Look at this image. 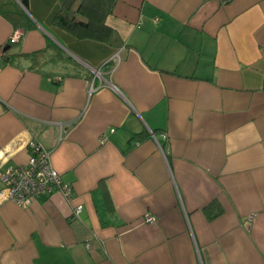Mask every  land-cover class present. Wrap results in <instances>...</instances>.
Masks as SVG:
<instances>
[{
    "label": "crops",
    "instance_id": "1",
    "mask_svg": "<svg viewBox=\"0 0 264 264\" xmlns=\"http://www.w3.org/2000/svg\"><path fill=\"white\" fill-rule=\"evenodd\" d=\"M22 1L0 0V176L36 140L73 197L0 201V264H264V0H116L101 40Z\"/></svg>",
    "mask_w": 264,
    "mask_h": 264
},
{
    "label": "built area",
    "instance_id": "2",
    "mask_svg": "<svg viewBox=\"0 0 264 264\" xmlns=\"http://www.w3.org/2000/svg\"><path fill=\"white\" fill-rule=\"evenodd\" d=\"M19 33L11 34L9 41L17 42ZM3 100L0 98V113L2 112ZM29 155L23 165L9 166L1 174L3 187L0 189V201L12 200L19 206L26 208L33 198L44 194L59 191L66 200H71L73 195L72 186L65 183L60 173L53 167L51 162V150L42 146L38 141L31 140L28 144ZM82 209L81 204L73 207V215L78 216ZM155 217L145 214V222H153Z\"/></svg>",
    "mask_w": 264,
    "mask_h": 264
},
{
    "label": "trees",
    "instance_id": "3",
    "mask_svg": "<svg viewBox=\"0 0 264 264\" xmlns=\"http://www.w3.org/2000/svg\"><path fill=\"white\" fill-rule=\"evenodd\" d=\"M116 0H64L55 14L52 24L77 38L105 39L110 32L105 24L106 17L112 12ZM26 6V0L22 1ZM3 14L18 25L22 13ZM13 14V15H11ZM44 51H37L28 56L34 58Z\"/></svg>",
    "mask_w": 264,
    "mask_h": 264
}]
</instances>
